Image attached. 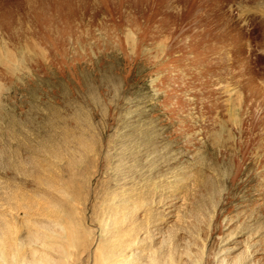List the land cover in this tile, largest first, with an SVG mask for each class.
<instances>
[{"label":"rangeland","instance_id":"obj_1","mask_svg":"<svg viewBox=\"0 0 264 264\" xmlns=\"http://www.w3.org/2000/svg\"><path fill=\"white\" fill-rule=\"evenodd\" d=\"M69 1L0 0L1 251L264 264V0Z\"/></svg>","mask_w":264,"mask_h":264},{"label":"bare ground","instance_id":"obj_2","mask_svg":"<svg viewBox=\"0 0 264 264\" xmlns=\"http://www.w3.org/2000/svg\"><path fill=\"white\" fill-rule=\"evenodd\" d=\"M71 1V0H70ZM69 1V3H70ZM73 1V0H72ZM86 1V0H85ZM101 3L106 6V1L105 0H100ZM72 3V2H71ZM118 5L123 3V0H118L117 1ZM137 3V2H136ZM136 3H131L132 5H136ZM141 3V2H140ZM142 4V3H141ZM58 5V4H57ZM66 8H68L69 4H66ZM137 6V5H136ZM70 8V7H69ZM72 14V12H71ZM63 17V15H62ZM66 17V16H64ZM37 21V20H36ZM43 19H39V21L37 22H42L43 23ZM42 25V24H41ZM3 54H6V52H4ZM0 61H2L1 57H0ZM83 217V216H82ZM93 218V217H92ZM79 221V220H78ZM103 222V220H102ZM52 223V222H51ZM61 223V222H60ZM77 231L76 232V237H74L75 235H71L68 239V241H71V244H73L76 240V245L78 246V251L74 260V263L72 264H161L158 263L157 258H156V253L154 251H152L150 248L147 251L146 254V258L145 259H140V260H135V258L131 257L128 255V258L123 260L120 259V255H121V251L120 253H114L117 249H115V251H112V249H110L111 247L107 245L103 246L102 248H97L95 247V251L93 253L90 252V250L86 251L87 249V245L90 244V242H88L89 239V234H87L89 226L86 225L85 221L80 220L78 225H77ZM80 226V227H79ZM58 227V226H57ZM48 228V226H47ZM80 228V229H79ZM103 227H101L102 229ZM4 229V228H3ZM45 229V228H44ZM71 229V228H70ZM75 229V228H74ZM46 230V229H45ZM48 230V229H47ZM59 230V229H58ZM107 231V230H106ZM117 231V230H116ZM48 232V231H47ZM110 232V230H109ZM32 233V232H31ZM29 233V253L26 254V252H24V249L20 246H17L16 244L14 246H16V248H13V250H15L14 254L12 255H7L3 250L1 251L0 249V264H63L62 262L65 260V256L68 255L65 250H63L61 248V246H58L57 243L56 244H52L51 242L47 243L45 242V240H40L38 237L36 236H31L32 234ZM89 233V232H88ZM17 234V233H16ZM53 234V232H52ZM75 234V233H74ZM92 234V232H91ZM90 234V235H91ZM154 234V233H153ZM54 235V234H53ZM160 235V234H159ZM103 236V235H102ZM101 236V237H102ZM4 237V236H3ZM0 238L1 241L5 238ZM11 237V236H10ZM14 237V235H13ZM16 238V237H14ZM28 238V236H27ZM60 238L58 236L55 237ZM73 238V239H72ZM104 238V237H103ZM181 238V237H180ZM164 239V238H163ZM16 239H14L15 241ZM22 240V239H21ZM100 240V239H99ZM104 240V239H103ZM168 240V239H167ZM4 241V240H3ZM55 241V240H54ZM74 241V242H73ZM97 241V239H96ZM164 241V240H163ZM180 241V240H179ZM108 242V241H107ZM132 242V241H131ZM169 242V241H168ZM97 243V242H95ZM61 244V243H60ZM66 244V243H65ZM171 244V243H170ZM21 245V244H20ZM23 245V244H22ZM21 245V246H22ZM33 245V246H31ZM52 245V246H51ZM69 245V244H68ZM100 245V244H99ZM116 245V244H115ZM120 245V244H119ZM174 245V244H173ZM2 246V244H1ZM64 246V245H63ZM71 246V245H69ZM96 246V245H95ZM108 246V247H107ZM4 247H6L5 243H4ZM107 247V248H106ZM116 247V246H115ZM188 247V246H187ZM39 248V249H38ZM43 248V249H42ZM65 248V246L63 247ZM114 248V247H113ZM128 248V247H127ZM54 250L56 251L59 255V258H53V256H51V254L46 251V250ZM77 249V248H76ZM93 249V248H92ZM94 250V249H93ZM126 250V249H124ZM130 250H128L129 252ZM168 251V250H167ZM166 251V252H167ZM172 251L169 250L168 253ZM189 251V249L187 250ZM186 251V252H187ZM118 252V251H117ZM160 252V250H159ZM158 252V253H159ZM179 251H177L178 253ZM185 252V253H186ZM141 253V252H140ZM128 254V253H127ZM160 254L162 255V253L160 252ZM173 254V253H172ZM179 254V253H178ZM187 254V253H186ZM133 255V254H132ZM159 255V256H161ZM174 255V254H173ZM176 255V254H175ZM174 255V256H175ZM158 256V257H159ZM173 256V257H174ZM122 257V255H121ZM164 257V255H163ZM171 256H168V259L166 258V261L162 264H189L185 261L182 262L181 260H177L175 261V258H173ZM71 258V257H70ZM125 258V257H124ZM72 259V258H71ZM164 259V258H163ZM159 260V259H158ZM195 261V260H194ZM66 262V261H64ZM160 262V260H159ZM162 262V261H161ZM68 263V262H66ZM71 263V262H70ZM197 263V262H196ZM195 263V264H196ZM219 263V262H218ZM221 263V262H220ZM219 263V264H220ZM200 264V263H197ZM203 264V263H202ZM207 264V263H206ZM217 264V263H216ZM224 264V262L222 263ZM228 264V263H227Z\"/></svg>","mask_w":264,"mask_h":264}]
</instances>
